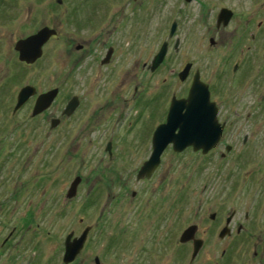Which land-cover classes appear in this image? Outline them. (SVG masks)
Here are the masks:
<instances>
[{
  "label": "rangeland",
  "instance_id": "obj_1",
  "mask_svg": "<svg viewBox=\"0 0 264 264\" xmlns=\"http://www.w3.org/2000/svg\"><path fill=\"white\" fill-rule=\"evenodd\" d=\"M53 1L0 0V92L6 102L0 109V162L7 166L3 174L12 177L9 185L18 177L25 198L38 200V205L25 204L14 216L10 212L4 217L9 224V229H4L9 231L23 222L22 215L28 208L35 207L39 226L33 223L29 230L24 226V255L33 257L30 241L35 227L41 231L45 245L52 246L58 245L60 238H43L47 230H74L79 234L88 224L98 225L93 243L104 252L105 264H206L208 256L219 260L226 247L231 251V264H261V256L254 254L256 249L261 250L257 240L244 242L236 230L246 208L258 207L259 213L264 209V93L260 95L264 46L257 43L240 53L241 48L252 44L251 32L264 39V0H88V5L77 3L83 0H65L63 5ZM222 7L234 11L226 28L217 27ZM75 11L79 13L77 25L68 21V14ZM49 19L56 26L62 25L63 38L48 47L43 62L22 66L15 56V42ZM65 20L66 24H61ZM97 22V28H83ZM174 22L175 35L170 37ZM70 33L72 48L67 45ZM97 33L102 38L100 44L92 40L81 58L76 51L70 53L75 44ZM177 39L180 44L176 50ZM107 41L116 45L117 53L112 64L104 67L99 59ZM164 41L169 47L161 64L154 71H141L144 62L151 65ZM226 60L230 71L226 69L223 74ZM187 61L193 62L192 73L199 69L205 81L240 93L242 115L235 124L225 127L217 152L204 158L192 150L176 153L166 149L152 177L138 180L145 176L139 173L151 155V137L163 115L158 92L167 88L169 93L179 91V72ZM236 61L244 63L239 71ZM191 80L192 75L182 85L189 86ZM25 85L37 87L38 92L58 88L52 116H59L74 96L83 102L71 125L63 127L71 129L67 140L47 139V121L29 120L28 108L20 115L12 114L16 94ZM125 97H130L128 103L123 101ZM105 102L112 107L102 119L89 121L93 109ZM122 110L125 114L130 110L126 119V127H133L130 141L118 139L119 148L110 157L105 143L110 133L114 137L123 134V128L115 126ZM80 130L85 135L81 136ZM16 140L23 143L21 148L14 146ZM226 144L232 146L229 153ZM47 146L52 150L50 161L45 163ZM219 151L229 155L222 158ZM27 156L32 163L23 167L19 160ZM76 177L82 181L77 195L69 199L66 194ZM91 186L102 189L103 198L89 203L86 198L93 195L88 193ZM113 195L115 199L109 202ZM213 212L216 218L211 220ZM231 214L232 237L224 241L218 234ZM193 223L210 229L209 242L200 257L190 262L189 250L181 262L179 239L183 228ZM3 225L1 221L0 227ZM113 237L118 243L111 244ZM22 264L30 262L24 260Z\"/></svg>",
  "mask_w": 264,
  "mask_h": 264
},
{
  "label": "flooded vegetation",
  "instance_id": "obj_2",
  "mask_svg": "<svg viewBox=\"0 0 264 264\" xmlns=\"http://www.w3.org/2000/svg\"><path fill=\"white\" fill-rule=\"evenodd\" d=\"M53 3H55V5H56V3H57V5H63L64 3H66V1L61 0L58 2L57 0H54ZM77 3H82L84 5H88L87 4L88 0H83V2H77ZM50 5L51 4L49 2L47 5V8H49ZM98 7L100 8V6H98ZM225 8H227V7H225ZM228 9H230V8H228ZM74 10H77V9L74 8ZM230 10L232 11V16H233L234 11L232 9H230ZM78 16H79L78 11L69 13L68 14V18H69L68 21L71 23H75L77 25L78 24ZM100 16H101V14H100ZM100 16H99V19H100ZM232 16H231V18H232ZM231 18H230V20H231ZM99 19H98V22H99ZM50 20L51 19L48 20V23H44V24L40 25L38 28H35L33 31L26 33L25 35H23L22 37H19L17 39V41L20 39H25V38L37 33L43 27L54 28L57 31L56 34L50 36L49 39L43 44L42 55L34 63L28 64L24 61H21L19 59L18 51L15 49V46H14L15 56H17V60L22 64V66L23 65L30 66V65H33L36 63L43 62L45 60V58L47 57L48 47L52 43H54V41L63 38L62 32L60 31L62 28V25L56 26L55 24H52V22ZM217 20H218V16H217ZM230 20L228 21V23L226 25H224L223 23H221L220 25L217 24V27H221L223 25L224 28H226L229 25ZM98 22L96 24H92L88 27H83V28H87L90 30L93 28H97V27H99ZM61 24H66V20L64 23L61 22ZM175 31L172 35H170V33H169V36L170 37L174 36ZM69 35H70V39L67 41V45L69 48H72V44L74 43V40L72 39L73 35H72V33H70ZM251 35H252V37H251L250 42H252V44L247 45L245 49L241 48V52H240L241 54L245 53V51L247 52V51L251 50L253 48V46H255V45L257 46V43H259L258 45L264 46V39L260 40L259 38H257L255 36V33H253V32H251ZM74 37H76V36H74ZM97 38H99L98 33L95 36L92 34V37L88 36V39L86 38V40L83 43L75 44V49H73V50L70 49V53L73 54L74 51H76L77 53L81 54L79 56V58H81L87 50L86 49L87 45L90 42H92V40H96L97 43H99V44L101 43L100 41L102 38H99V40ZM16 42H15V44H16ZM164 42L167 43V50H168V47H169L168 42L167 41H164ZM176 43H177V46H176ZM214 43H215V41H214ZM179 44H180V42L177 39L175 41V49L176 50L178 49ZM103 45H105L106 47L104 46L105 51L102 54L101 59H99V61L101 62V64H103L104 67H108L109 65L112 64V60L117 53V47L115 44H113L112 42L110 43L109 41H107V43H105ZM94 50H95V48H94ZM263 56H264V49H263ZM227 61L228 60H226V62H224V68L221 71L222 73L224 72V70L225 71L229 70L228 67L230 66V64ZM243 64L244 63L242 61H236V71H239L241 69V65H243ZM187 65H190V67H189L188 73L185 76V78L181 79L179 76V83H180L179 84L180 85L179 91L169 93L168 92L169 88H167L164 91L162 90V92H160V91L158 92L159 98L162 99L161 102L163 104L160 108L162 110L163 115L160 118L159 124L166 122L168 112H169L170 106H171L173 101L188 98L189 91H190L191 85L194 81L195 75H196V73H199L200 80L208 85L210 100L216 104L217 118H218L219 123L223 126V131H222L219 142L217 144H215V146L212 147L211 149H209L207 152H203L202 149L194 150L192 146L187 147L185 150H183L181 152H177L175 150L174 151L176 153H182L185 151L192 150L195 154H198L199 156L205 158V157L210 156L212 153L217 152L218 148L223 144L222 136H223V132H224L225 127L227 125H230V124H235L236 121H238L240 119V116L242 115V111H239L240 110L239 107L243 103L242 102V95L236 91H231V87H227L230 90L225 91L224 87H221L219 85H212L211 82L205 81L204 79H202L199 69H196L192 73L191 69L193 67V62H191V61H187L184 64L183 69L181 71H183ZM150 66L151 65H148L147 62H144L142 65L141 71L146 72V70H148V68L150 69ZM134 72H135V77H136L137 71H134ZM180 72H179V74H180ZM191 75H192V80H191V83L189 84V86H186V87L183 86L184 84L188 83ZM127 77H129V76H127ZM233 88H237V87L233 86ZM35 89H36V94L31 96L17 110H15V106L17 104L18 93L16 94V103L14 104L15 106L13 107L12 114L14 116L20 115L21 113H23L25 108H28L29 110H31V118L29 120L45 119L47 121V123H46L47 128L45 125V137L47 139L56 140L57 138H60V141L67 140L71 129L68 126L66 129H63V127L67 125L66 123L70 124L71 118L74 115H76V113L80 109V106L83 104V102H80V100L78 99V103H77L76 108L69 115L63 114L64 109H62L59 116H57V115L52 116V108L54 107V101L56 100V98H55V100L52 102V104L47 109H45L41 113L33 116L32 111H33V107H34L35 100H36L37 96L43 92L48 91V90H45V91L38 92L37 87H35ZM133 91H134L133 92L134 94H137L136 86H133ZM1 92H0V109L6 103L3 101V99H1V96L3 95ZM262 93H264V84L262 85V88L260 90V95H262ZM58 94H57V96H58ZM158 94L156 95V97L158 96ZM130 97H128V98H130ZM165 97L168 98V101L166 100ZM128 98L127 97L123 98V101H125V102L127 101V103H128ZM33 100H34V102H33ZM163 100H164V102H163ZM68 102H67V104H68ZM67 104H66V106H67ZM111 107H112V105L109 102H105L104 104H100V105H98V107L96 106L93 109L91 119L89 121H92V123L98 122L106 114V110H108ZM231 108H233V109H231ZM129 115H130V110L128 111L127 114H125V112H123V110H122L119 112L118 118H116L115 126L119 125V127H122L124 130L123 134L125 133V135L121 134L118 137H114L115 134L110 133V137H109V139H107V141L105 143V149L107 150L110 157L114 156V153H116L117 147L119 148L118 142H117L118 139H121V137H124V139H125L124 141L126 143H128V141H130L129 136L131 134L133 127L132 126L126 127V125H127L126 119ZM107 120H109V119L108 118L105 119V121H107ZM48 124H49V126H48ZM111 128H113V127H111ZM111 128H110V131H111ZM80 131L82 133V134H80L81 136L85 135V133H83L84 130H80ZM19 137L21 138V135H19ZM152 137H153V135H152ZM152 137H151V141H152ZM29 142H30V140H29ZM89 142L91 143V141H89ZM22 144L23 143H21L19 140H16V143L14 146L17 148H21ZM151 144H152V142H151ZM95 146H96V144H95ZM38 147H40V146H38ZM38 147L36 148V151L34 152L35 154L37 153ZM97 148H99V146H97ZM170 148L173 149V146L171 144H169L166 147V149H170ZM44 149L46 152V157L44 158V162L46 163L47 161H50V158H49L50 154L49 153L51 152L52 147L47 146V147H44ZM225 149L229 153L232 150V146L229 144H226ZM228 153L219 151V154L222 158H225L226 156H228L229 155ZM0 158H1V156H0ZM20 162H23V164H24L23 167L30 165L32 163L31 156H27L26 159L19 160V163ZM6 167L7 166L3 162H0V222L2 221L5 224V225L0 227V264H22V262L24 260H26V261L29 260L30 264H105V255L103 254L104 252L101 251V248H99L98 243L97 244L93 243L94 242V235L96 233H98V225L92 226V225L87 224V225H85L84 230L81 231V233H79V234H76L74 230H70L69 232H66L64 230L58 231V232H52L50 230H47V232H46L47 234H46V236H43V238H45V237L53 238L54 237V238H56V240H58V238H60L58 240L59 243L56 241L58 245H52V246L51 245H45V243H47V242L45 240L40 239L41 231L35 227L34 228L35 230H32L33 231L32 233L35 236H33V240L30 241L34 245L32 253H31L33 257H32V259H30L29 253L24 255V253H25L24 248L26 245L25 243L27 242L24 240V234H23L24 233V231H23L24 226H26L28 230L30 227H32V225H34L33 223H35V224H37V226H39V224L35 222V221H37L36 219L38 217V215L35 212V207H32L31 209L28 208L26 214L22 215L23 222H21V223L19 222V224H14L13 226H11L9 231H6L4 229L5 227H7V230L9 229V224L7 222L5 223L4 217H7L10 212L14 216L15 212L18 211L25 204H27L29 206H36V205H38V200H36L34 198H25L24 187L18 183V177H15V182L17 181L16 183L14 182L13 185H9V181L12 179V177L10 178L8 173L3 174V170H5ZM13 171H14V169H13ZM80 179L82 181L81 177H80ZM137 179L141 180V181H148L149 178H148V176L145 175L144 177L137 178ZM78 187H79V185H78ZM78 187H77V191H78ZM69 188H70V186H69ZM93 191H95V192H93ZM67 193H68V191H67ZM88 193L90 194V196L93 193V195H92L93 197L91 196V199H89L88 196L86 198V201H89V203L97 201L98 199L100 200V198H103L102 189H101V191L99 189H92V186H91V187H89ZM132 194L134 197L137 196L136 191H133ZM69 199H72V198H69ZM109 199H110L109 202H111L113 199H115V195L111 196ZM11 206H13V207H11ZM257 208L258 207L253 208L252 210L246 208V210L244 211L243 221L241 223V226L238 230H236V232L238 234L242 235L244 242L248 243L249 240H257V244H259L261 250L258 251L256 249L254 251V254L257 256H259V255L261 256L262 259L260 260V263L262 264V263H264V209L262 208L261 213H259V210ZM209 217L211 220H214L216 218V213L215 212L211 213L209 215ZM229 217L230 216L225 218L226 219L225 225L221 228V230L219 231V234H218L220 238L224 239V241L226 239L229 240L232 237V228L230 227V223H231L233 217L230 219V221H228ZM190 226L196 227L194 237L196 239L202 240V246L199 249L197 255L195 257H193L194 240L190 239V240L185 241V242L180 241L181 242L180 245L182 247L181 250L183 251V253L181 252L178 254H179V259L181 260V262L185 261V259L187 258L188 254H189V250H192L191 255H190V262H193L194 259H196V257H200V255H201L200 251L209 242V236L208 235H209L210 229H208V228L202 229L198 223H193V224H189L188 226H186V228H183V232ZM86 229H88V232H87L86 238L84 240V244H83L80 252L75 256V258L72 261L66 262L64 258H65L67 243L71 242L75 238L79 237ZM225 229H226V232L224 233V235H222V232L225 231ZM52 233H55V235H53ZM182 233H181V235H182ZM50 234H52V236H49ZM40 240H42V241H40ZM229 242L231 245V241H229ZM115 243H118L117 237H113V239L111 240V244H115ZM183 249H185L186 251ZM22 256L24 257V259L22 258ZM219 258H220L219 260H216V257L210 258L208 256L206 259V264L207 263L208 264H216L218 262H219V264H231V260H232L231 251L228 249V247L223 249V251L221 252V256ZM21 259H23V260H21ZM183 264H184V262H183Z\"/></svg>",
  "mask_w": 264,
  "mask_h": 264
},
{
  "label": "water",
  "instance_id": "obj_3",
  "mask_svg": "<svg viewBox=\"0 0 264 264\" xmlns=\"http://www.w3.org/2000/svg\"><path fill=\"white\" fill-rule=\"evenodd\" d=\"M58 2L61 0H57ZM190 1V0H186ZM232 16V11L228 8H222L218 15L217 24L226 25ZM176 23L171 26L170 35L174 33ZM54 28L43 27L37 33L20 39L15 44L18 51L19 59L28 64L34 63L42 55V46L50 36L56 34ZM177 46V43H176ZM167 53V43L164 42L158 53L154 56L150 69L154 71L163 61ZM190 65H187L179 76L184 79L188 73ZM36 94V89L32 85L23 86L17 96V104L15 110L19 109L31 96ZM58 94V88L50 89L39 94L35 100L32 115L35 116L47 109L55 100ZM78 103V97L74 96L64 108L63 114L69 115L74 111ZM223 126L217 118V107L210 100L208 85L200 80L199 73H196L194 81L191 85L189 96L186 99L173 101L164 123L159 124L154 130L152 137V152L149 159L144 163L139 176L146 175L148 178L157 169L161 155L166 147L171 144L173 149L181 152L189 146L194 150L202 149L207 152L220 140ZM80 177H76L70 185L67 196L72 198L77 194V187L80 183ZM233 217L230 215L228 221ZM196 231L195 226L188 227L181 235L180 241L185 242L190 239L194 240L193 257H195L202 246V240L194 237ZM88 229H86L79 237L66 245L65 261H72L80 252ZM225 231L222 232L224 235Z\"/></svg>",
  "mask_w": 264,
  "mask_h": 264
}]
</instances>
